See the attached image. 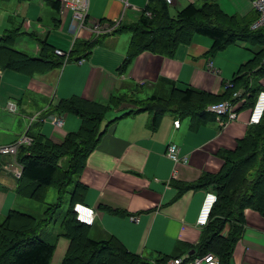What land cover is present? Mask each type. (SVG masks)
Segmentation results:
<instances>
[{"label": "crops", "instance_id": "0c3cea01", "mask_svg": "<svg viewBox=\"0 0 264 264\" xmlns=\"http://www.w3.org/2000/svg\"><path fill=\"white\" fill-rule=\"evenodd\" d=\"M2 1L10 3L12 0ZM13 1V15H3L0 10V38L7 30L18 31L14 48L30 58L40 55L38 39L64 53L95 38L100 42L85 58L71 61L66 58L62 67L29 77L0 69V147L15 142L25 133L30 137H44L54 144L63 143L67 134L80 129L82 120L72 113L54 111L61 100L80 98L104 104L115 96L142 101L136 99L137 94L146 93L145 100L153 94L169 93V82L180 91L190 88L224 97L239 69L255 61L264 51L261 42L236 41L211 55L213 41L194 35L189 45L179 46L172 56L165 58L143 52L121 72L131 39L127 30L96 37L82 29L76 35L69 30L72 14L61 12L60 0H55L59 2L58 9H53L45 0ZM128 2L143 8L149 0ZM199 2L205 3L203 0H175L170 6L177 12L189 5L197 6ZM214 3L224 15L244 27L256 18L250 0H216ZM121 15L120 0H89L88 23H112L121 17L120 26L129 27L136 24L139 16L131 9ZM77 50L73 53L75 57L82 53L81 47ZM80 60L84 61L78 63ZM262 67L260 60L247 76L249 88L260 89L257 96L264 92V75L256 73ZM9 103L16 104V113L6 110ZM247 103V97L236 101L237 118L224 126H220L215 117L213 120L211 114L203 120L192 116L181 118L175 112L161 114L158 125L153 126V111L138 112L127 102L112 109L101 125L105 133L87 157L78 177L88 191L76 204L96 212L89 238L95 241L114 238L128 252L150 264L166 257L186 258L184 263L187 259L200 258L197 246L205 226H199L197 219L203 199L211 190L198 188L179 193L176 186H190L202 176L217 174L222 169L224 161L219 154L234 150L251 126L249 120L255 102L253 106H246ZM52 116L63 118V125H52L48 121ZM176 121H179L178 126L174 125ZM169 144L177 145L180 157L187 158L186 163L169 160L166 155ZM0 162L14 163V159L4 156L0 157ZM16 184L11 172L0 175V222L11 210L39 214V205L16 195ZM243 212V232L229 264H264V218L254 210ZM56 220L54 224L60 228L57 234L43 233L50 224L39 233L41 240L52 239L53 242L48 243L55 244L51 264H61L70 247V240L60 235L59 215ZM228 229L226 225L221 235L226 236Z\"/></svg>", "mask_w": 264, "mask_h": 264}, {"label": "trees", "instance_id": "16d2710c", "mask_svg": "<svg viewBox=\"0 0 264 264\" xmlns=\"http://www.w3.org/2000/svg\"><path fill=\"white\" fill-rule=\"evenodd\" d=\"M45 1H49L53 9H58V1ZM167 7L163 0H149L136 24L122 27L119 23L111 33L116 35L127 30L131 34L121 72L126 71L132 61L143 52L165 58L172 56L179 46L189 45L194 35L213 41L209 52L211 55L236 41L264 44V27L251 31L249 25L244 27L237 20L224 15L214 1H206L200 7L189 5L177 10L174 16H170ZM146 12L150 13V17L145 15ZM17 37L16 30L3 32L0 38V69L14 71L26 77L62 67L66 58L68 61L85 58L100 42L97 38L92 42H82L69 53L59 56L46 41L38 39L41 51L39 57L34 59L14 48ZM78 47H81L82 53L75 57L73 53ZM263 56L264 51H261L255 61L243 65L232 80L228 94L221 98L190 88L180 91L169 82V93L153 94L142 101L115 96L104 104L80 98L59 101L54 111L80 117V129L67 134L61 144H54L41 136H29L32 138L31 144L19 147L15 162L21 166L22 174L17 180L15 193L19 198L31 200L44 207L38 215L11 210L0 222V264L51 263L55 244L45 242L39 237L40 231L56 220L57 210L61 207L60 202L47 204V191L50 188L56 190L59 201L65 195L69 196L67 211L62 218L59 216L62 229L60 235L70 240L69 250L61 264H150L128 252L114 238L101 241L89 238L90 226L76 221L73 212L74 205L81 202L88 191L78 177L85 167L87 157L95 150L105 133L106 129L102 130L101 125L106 115L127 102L137 108L138 112L153 111V126L158 125L160 115L165 112H175L181 118L192 116L204 120L210 114L207 111L209 105L232 100L233 93L240 88H243L240 97L232 102L247 97L246 106H253L260 89L249 88L247 76ZM256 73L264 75V68ZM244 106L245 104L242 105ZM219 156L224 163L217 174L204 175L190 186L176 187L179 193L188 189L210 188L216 194V202L210 210L208 223L197 246V257L213 253L218 257L219 264H229L231 253L243 232V211L254 210L264 218V112L261 121L248 128L234 150L222 151ZM1 165L0 162V170ZM226 225L229 227L227 235L222 236ZM167 260L168 257L153 264H164Z\"/></svg>", "mask_w": 264, "mask_h": 264}, {"label": "built area", "instance_id": "2783aa9c", "mask_svg": "<svg viewBox=\"0 0 264 264\" xmlns=\"http://www.w3.org/2000/svg\"><path fill=\"white\" fill-rule=\"evenodd\" d=\"M122 3V15L123 16L127 10L137 11L138 14L143 12V8H137L132 6L128 0H120ZM167 5H173L175 0H163ZM206 1H216V0H203ZM252 7L256 13L255 20L249 25L251 31H256L264 27V0H250ZM60 10L69 11L72 14V24L70 27V32L73 34H78L80 30L84 29L90 34L98 37L103 34H111L121 22L120 19L113 21L112 23L108 22H96V23H88L87 16L89 11V0H60ZM147 17H150V13L146 12ZM59 56H64V52L60 50H56V53ZM84 60L78 61V63H82ZM262 64H264V56L261 60ZM66 63V60L64 64ZM210 71L213 70L212 65L210 64ZM2 71L0 70V75ZM241 91L234 93V99L240 97ZM244 101V100H242ZM236 105L232 101L226 100L219 103L211 104L207 107V111L215 117L216 121L220 126H224L226 123L236 120ZM6 110L10 113H16V104L9 103L6 105ZM264 112V92L258 94L255 104L252 108V112L250 115L249 123L251 125L258 124L261 121L262 115ZM48 121L54 126H62L63 118L60 116L57 117H49ZM175 126L179 125V121L174 122ZM32 142V138H30L27 133L21 135L17 140L9 145L0 147V156L6 157L11 156L14 159V163H3L1 165L0 175H5L6 173L11 172L16 180H19L22 174L21 166L15 162V157L17 155L18 149L21 145H30ZM166 155L169 160H172L174 163L187 162V158H181L178 153V147L175 144H169L167 147ZM216 194L214 192H208L204 197L203 206L199 213L197 224L199 226H205L208 223V216L210 210L214 203L216 202ZM73 211L75 213L76 221L82 223L86 226H93L96 212L89 207L84 205L75 204L73 207ZM133 218V217H132ZM136 220L135 218H133ZM184 259L186 258H175L168 259L164 264H219L218 257L213 253L205 254L200 258H191L187 259V262L184 263Z\"/></svg>", "mask_w": 264, "mask_h": 264}, {"label": "rangeland", "instance_id": "374dc122", "mask_svg": "<svg viewBox=\"0 0 264 264\" xmlns=\"http://www.w3.org/2000/svg\"><path fill=\"white\" fill-rule=\"evenodd\" d=\"M13 3H15V1H13V0L10 3H7V2H4V1L0 0V10L2 9L3 15L4 14H10V15L12 14L13 15V9H12V4ZM202 5H203L202 2H199L197 4V6H199V7L202 6ZM167 8H168V11H169V13L171 15H174L176 13V10L173 7L168 6ZM6 25H8L7 22H6ZM146 97H147L146 93H139V94H137V98L136 99L137 100H143ZM47 192H48L47 197H46L47 204L48 203L49 204H53V203H59L60 202L61 207L57 210V214L62 218L64 213H66L68 205H69V196L65 195L64 198L62 199V201H59L58 200V194H57L55 189L50 188L49 191H47ZM34 205H39L38 206L39 210L43 209V207H44L43 205H40V204H37V203H34ZM34 208H36V207H34ZM29 212H33V211H28V212L24 211V213H29ZM58 222H59V220H58ZM54 223L57 224V220H54L52 223H50L49 229L43 230V233L47 234V236L50 235L49 233L57 234L59 232L60 228ZM53 228H55V230L52 232ZM47 236H46V238H47ZM47 241L48 242H53L52 239L47 240Z\"/></svg>", "mask_w": 264, "mask_h": 264}]
</instances>
